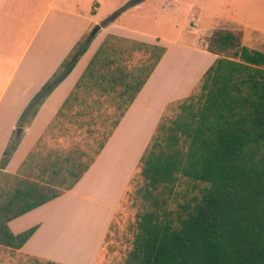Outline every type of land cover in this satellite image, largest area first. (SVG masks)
<instances>
[{
	"label": "crops",
	"instance_id": "1",
	"mask_svg": "<svg viewBox=\"0 0 264 264\" xmlns=\"http://www.w3.org/2000/svg\"><path fill=\"white\" fill-rule=\"evenodd\" d=\"M143 2L136 1L134 6L139 8ZM102 4L105 6L104 0H0V163L9 143L15 139L19 141L9 164L1 171L10 174L18 172L32 149L45 139L49 126L58 121L61 110L69 107L75 89L83 86L90 88L105 77L112 84L110 89H116V85L124 87L122 98L117 99L118 104L106 103L101 97L98 103L81 105L87 119L91 120L87 129L94 126L92 121L99 122L101 115L108 117L121 111V116L76 186L60 198L8 224L14 235L37 226V231L18 251L58 264H95L98 261L123 196L159 123L169 107L193 93L218 58L208 51V36L201 32V24H198L196 32L204 52L200 65H204L188 89H175L176 79L171 76L177 70L168 66L172 55L169 42L150 35H142L143 38L136 36L137 30L120 24V18L104 25L107 18L102 20L99 15ZM112 11L115 8L109 9V13ZM124 14L123 11L120 16ZM97 25H101L100 31L72 72L44 101L33 119L20 123L35 96L59 72L78 43L89 38ZM243 29L237 21L221 28L240 33L241 44L245 41ZM257 51L264 53L263 48ZM106 53L111 56L106 57ZM102 54L105 57L103 55L100 61L99 55ZM137 58H143L144 64L134 71L133 62ZM157 58L160 60L156 64ZM110 65H115V68L112 70ZM149 66L151 70L148 72ZM132 67L134 69L131 70ZM181 78L179 74L177 80ZM142 82V88L131 101V93ZM178 90L181 92L177 93ZM74 98H78L77 94ZM19 129L21 134H18ZM75 152L79 156L84 151ZM127 161L130 165L124 170ZM39 166L36 163V167ZM42 174H47V168L41 169ZM52 174L56 176L57 171L52 170ZM121 178L124 182L118 190L109 188L111 183ZM57 204L61 205L62 211L55 209ZM65 211H70L73 217L83 215V220L80 219L83 230L78 241L62 239L60 218ZM99 211H103L104 215H100Z\"/></svg>",
	"mask_w": 264,
	"mask_h": 264
},
{
	"label": "trees",
	"instance_id": "2",
	"mask_svg": "<svg viewBox=\"0 0 264 264\" xmlns=\"http://www.w3.org/2000/svg\"><path fill=\"white\" fill-rule=\"evenodd\" d=\"M91 42L86 38L78 43L20 123L37 115ZM215 42L217 50L208 46V51L218 58L200 81V95L184 99L169 126L161 120L140 160V176L148 187L144 198L154 208L139 217L126 264H264V53L242 46L232 32L218 33ZM234 48L233 57L224 55ZM143 84L131 93V101ZM17 147L18 142L9 143L0 169L7 167ZM77 154L66 158L69 174L59 186L28 180L0 197L1 245L20 250L38 227L14 235L9 222L76 186L91 165H81L85 153ZM180 178L198 183L199 194L176 212L161 208L166 203L154 192L164 188L172 193Z\"/></svg>",
	"mask_w": 264,
	"mask_h": 264
},
{
	"label": "rangeland",
	"instance_id": "3",
	"mask_svg": "<svg viewBox=\"0 0 264 264\" xmlns=\"http://www.w3.org/2000/svg\"><path fill=\"white\" fill-rule=\"evenodd\" d=\"M104 1L105 6L102 4L99 10L102 20L124 9L125 14L117 15V18H120V24L136 29V36L150 35L164 38L169 42L172 55L168 66L172 70H177L171 76L176 79L174 88L188 89L192 85L194 76L204 65H200L204 58V52L196 32L198 24H201V32L204 31L208 36L206 44L214 50H217L215 42L217 34L229 32L221 30V28L228 27L234 21L244 28L242 30L245 36V41L242 43L244 46L256 50L264 49V0H145L144 2L142 0L143 5L139 8L134 6L139 0H128L126 3H124L125 0ZM122 3L123 5H121ZM110 8H115V11L109 13ZM234 35L236 41L241 44L240 33L236 32ZM236 49H230L224 55L233 57V52ZM107 54H105L106 57L111 56V54ZM103 55H99V60ZM142 64H144L143 58L135 59L133 65L136 68L134 71L140 69L139 66ZM109 68L113 70L115 65H110ZM132 69L134 68L132 67ZM150 70L149 66L148 72ZM179 74L182 78L177 80ZM111 85L108 78L105 77L102 82L99 79L97 85H91L90 88L83 86L73 91L69 107L61 110L58 121L49 126L45 139L39 141L32 149L18 172L10 174L0 170V197L11 194L20 184L28 181L27 179L50 182L59 186L61 180L69 174L66 158L74 154L75 151L86 153L85 158L81 160L82 165L90 163L97 156L101 145L113 131L115 121L120 118L121 111L108 117L101 115L99 122L98 120L92 121L94 126L87 129V123L91 120L87 119V114L81 109V105L89 106L92 102L98 103L101 97H104L106 103L111 101L118 104L117 99L121 97L124 87L116 85V89L112 90L110 89ZM200 85L201 83L191 95H200ZM175 92L176 90H174ZM179 92L181 91L178 90L177 93ZM76 94L78 98L73 99ZM183 101L184 99L171 106V109L162 118L161 124L165 127L169 126L177 118L180 111L178 105ZM77 105H80V108H77ZM93 127L96 129L93 130ZM13 142L19 143L17 139ZM36 163H39L40 168L36 167ZM129 165L130 162L127 161L124 164V170ZM46 168L47 174L41 175V169L46 170ZM52 170L57 171V177L52 174ZM71 179V177H67V181H71ZM123 182L124 178H121L118 182L111 183L109 188L116 191ZM147 189L146 182L140 176V169H138L123 196L121 207L115 215L109 235L95 264H126L133 249L135 235L138 232L139 217L154 208L151 201L144 198ZM197 194H199L198 183L187 178H180L172 193L164 188L154 192L160 202L165 201L166 203L165 205L160 204V207L174 212L178 211L190 197ZM55 209L62 211L60 204H57ZM99 212L100 215H104L103 211ZM71 214L70 211H65L61 216L60 232L62 239L78 241L83 230L80 220H83V215L78 218ZM91 214L93 215L94 211ZM71 219L74 221L71 222ZM0 264H47V260L27 256L18 250L0 244Z\"/></svg>",
	"mask_w": 264,
	"mask_h": 264
},
{
	"label": "water",
	"instance_id": "4",
	"mask_svg": "<svg viewBox=\"0 0 264 264\" xmlns=\"http://www.w3.org/2000/svg\"><path fill=\"white\" fill-rule=\"evenodd\" d=\"M101 29V25H97L91 32L89 39H93ZM18 134H21V129L18 130Z\"/></svg>",
	"mask_w": 264,
	"mask_h": 264
}]
</instances>
